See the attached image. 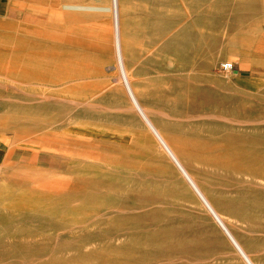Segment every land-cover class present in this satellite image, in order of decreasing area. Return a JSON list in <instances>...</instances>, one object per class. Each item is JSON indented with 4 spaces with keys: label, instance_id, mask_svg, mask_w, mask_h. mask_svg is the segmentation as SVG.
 Listing matches in <instances>:
<instances>
[{
    "label": "rangeland",
    "instance_id": "374dc122",
    "mask_svg": "<svg viewBox=\"0 0 264 264\" xmlns=\"http://www.w3.org/2000/svg\"><path fill=\"white\" fill-rule=\"evenodd\" d=\"M26 1L0 0V264H247L142 111L264 264V0H120L141 109L115 15L65 9L112 0Z\"/></svg>",
    "mask_w": 264,
    "mask_h": 264
},
{
    "label": "bare ground",
    "instance_id": "6f19581e",
    "mask_svg": "<svg viewBox=\"0 0 264 264\" xmlns=\"http://www.w3.org/2000/svg\"><path fill=\"white\" fill-rule=\"evenodd\" d=\"M65 9H67L69 11H75V12H95V13L111 12L115 15L116 41H117V46H118V51H119L118 55H119L120 69H121V72L123 73V76L125 79V84L128 87V90H129V93L131 96L130 98L133 101L132 104L134 103L139 109H141V106L139 104L140 103V100H139L140 96L138 95L136 87H134L135 85L131 79L130 72H129L128 67H127V60H126L125 54H124V47L125 46L123 44L124 40L122 39L121 26H120V25H122L121 24V17L123 16L122 9H121V1L120 0H112V7L111 8H109V7L108 8H99V7H92V6L69 5V6H66ZM230 66L233 67L232 65H230ZM87 106H88V104H87ZM136 110H137V108H136ZM142 114L143 115H141V117L143 118L145 125L150 130V132L154 135L156 140L158 141L159 149L162 152H165L170 157L172 162H174V164L177 166V168L182 172V175L185 176V178L189 181V183L192 185V187L195 190L194 192H196L198 194V196L201 198L203 203L207 206L208 210H210L213 213L214 217L219 222L218 224H220L223 227L222 230L224 229L223 231L226 232L225 234H227V236L230 238L231 242L234 244V247L238 250L240 255L243 257L244 261L247 264H255L252 261V259L246 254V252L243 250V248L240 246V244L237 242V240L234 238V236L231 234V232L228 230V228L225 224V221L214 210L212 204L209 202L205 193H203V191L197 185L195 180L186 171V169L183 166V163L180 161L176 152L169 145V143L166 139V132L164 131V129L157 127V125H155L153 120L150 119L148 113H145L142 111ZM226 120H228V119H226Z\"/></svg>",
    "mask_w": 264,
    "mask_h": 264
},
{
    "label": "crops",
    "instance_id": "0c3cea01",
    "mask_svg": "<svg viewBox=\"0 0 264 264\" xmlns=\"http://www.w3.org/2000/svg\"><path fill=\"white\" fill-rule=\"evenodd\" d=\"M7 2H8V6L9 7H7V9H6V16H7V19H9L10 21H16L15 19H12V16H10V15H12L11 13H15V12H13L12 11V9L14 8V6H16L17 4H18V2H21V0H6ZM26 3H27V5H28V3L29 4H37V5H40L38 2H36V3H34L32 0H29V1H26ZM31 8L30 7H27V8H25V9H23L22 10V12H20V13H17L16 12V17H19V18H21V20H22V17H23V15L24 14H26L27 13V11L28 10H30ZM67 10V9H66ZM4 11V9H3V7L1 6V4H0V12H3Z\"/></svg>",
    "mask_w": 264,
    "mask_h": 264
},
{
    "label": "built area",
    "instance_id": "2783aa9c",
    "mask_svg": "<svg viewBox=\"0 0 264 264\" xmlns=\"http://www.w3.org/2000/svg\"><path fill=\"white\" fill-rule=\"evenodd\" d=\"M224 69H226V70L228 71V70H231L232 67H231L230 65H228V64H225V65H224Z\"/></svg>",
    "mask_w": 264,
    "mask_h": 264
}]
</instances>
